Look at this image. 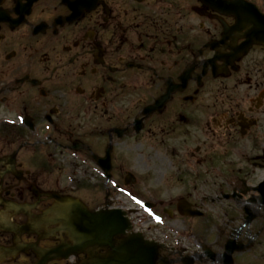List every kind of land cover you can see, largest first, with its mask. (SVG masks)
<instances>
[{"label":"flooded vegetation","instance_id":"af4514ba","mask_svg":"<svg viewBox=\"0 0 264 264\" xmlns=\"http://www.w3.org/2000/svg\"><path fill=\"white\" fill-rule=\"evenodd\" d=\"M28 2L0 0V212L20 205L17 215L9 213L22 224L56 206L33 189L76 196L93 211L117 208L120 159L142 136L170 162L172 188H151L143 178L149 184L143 195L155 193L165 225L152 229L146 219L138 225L128 212L132 232L160 243L158 264L221 263L230 238L253 235L241 228L243 214L261 201L255 189L264 182V57L253 58V66L246 61L264 49L253 46L244 56L236 47L244 32L224 35L222 20L232 25L234 19L200 0H98L89 12L80 0H37L24 13ZM214 56L225 64L219 76L216 65L217 77L208 65ZM168 91L162 109L145 113ZM136 98L143 99L137 109ZM106 149L108 180L98 165ZM83 185L90 186L84 194ZM90 191H105L104 203L84 197ZM181 199L205 223L180 215ZM56 228L46 219L21 241L73 244ZM199 243L207 255L196 249ZM14 244V235L0 230V248ZM22 261L36 256L0 255V264Z\"/></svg>","mask_w":264,"mask_h":264},{"label":"rangeland","instance_id":"374dc122","mask_svg":"<svg viewBox=\"0 0 264 264\" xmlns=\"http://www.w3.org/2000/svg\"><path fill=\"white\" fill-rule=\"evenodd\" d=\"M185 3L186 2H184V4ZM179 15L180 14H178L176 18H178ZM253 55L254 56L252 58H249L246 61L247 64L251 63V66L255 64V60L252 61L253 58L261 59L262 57H264V51L257 48L253 52ZM256 66L257 65H255L254 67ZM250 77H252L251 73H250ZM137 90H142V88L139 87ZM148 92L153 93L154 89H149ZM182 96H184V94ZM142 103H143L142 98H136L132 100V105L134 106L135 109L141 106ZM179 103L180 101L174 104H177L178 106ZM189 110L191 109L182 110V112L185 113L186 111H189ZM176 111H179V110L177 109ZM138 142L139 143L136 144L137 142L134 141L133 144H136V145L130 148V150L126 153L124 159H123V156L120 159L122 166H121V169H119V174L121 175V178L124 176L127 170H130L134 172L138 177L149 179L148 181L152 185H157L159 186V188L164 187V186H168L172 188V185L166 184V181H168V177L171 176V172H172V169H168L167 162L169 161L167 160V158L161 153L159 149H157L156 147L154 148L152 144L146 140V138L139 136ZM158 173H160L161 176H157ZM89 187L90 186L83 185L82 189L84 192L82 194H84L89 189ZM136 187L143 189L147 187V185L144 182H140L138 186ZM178 187L180 188V185H178ZM174 192H177V191L174 190ZM104 196H105V191H103L101 196H99L96 192H93V191H90L86 195H84V197H93L95 199L94 204L100 201L104 203ZM124 201H125V198L121 196L118 199L119 205L126 206L125 204H123ZM261 221H263V225L261 227L259 225V222H254L253 227L257 226L259 230L264 231V218ZM261 243H264V236L263 238H261L260 240L256 242L257 245L254 246L253 251L246 252V256L244 258V260L248 262L246 264H264V257H261V253H260V250L262 249V247H264V245L259 246V244ZM257 256H259V258Z\"/></svg>","mask_w":264,"mask_h":264},{"label":"water","instance_id":"95a60500","mask_svg":"<svg viewBox=\"0 0 264 264\" xmlns=\"http://www.w3.org/2000/svg\"><path fill=\"white\" fill-rule=\"evenodd\" d=\"M231 7L233 9H235V15L238 17L240 16V18H243V20H247V21H253L255 22V29L251 32V37L254 38V42L255 43H260V44H264V17L262 16H258L255 11L253 9H251V7H237V5H235L234 3L230 4ZM237 11V12H236ZM239 14V15H238ZM261 20V21H258ZM253 43V39H249V41H247L248 45H251ZM123 247V246H122ZM122 247H120V249H114L113 254L111 256L115 257L116 252H118V257H131L132 254L129 253L128 248H124L122 250ZM149 253L150 257H153V248L149 247ZM55 253V250H51L49 252H47L46 254L48 256H52ZM135 254V253H134ZM154 263V260L152 261V264Z\"/></svg>","mask_w":264,"mask_h":264}]
</instances>
